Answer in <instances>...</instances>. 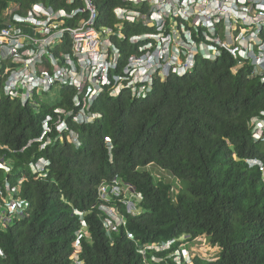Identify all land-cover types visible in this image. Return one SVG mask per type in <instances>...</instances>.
I'll list each match as a JSON object with an SVG mask.
<instances>
[{"label":"trees","instance_id":"16d2710c","mask_svg":"<svg viewBox=\"0 0 264 264\" xmlns=\"http://www.w3.org/2000/svg\"><path fill=\"white\" fill-rule=\"evenodd\" d=\"M67 1L0 0V29L10 4L22 11L34 3L68 11L82 5ZM93 3L96 28H113L112 11L122 0ZM150 31L138 22L124 27L127 37ZM112 40L124 61L136 51L127 42ZM69 50L65 36L51 51L58 56ZM236 63L223 48L212 61L198 57L184 77L155 80L145 99L128 91L115 98L104 94L92 105L101 115L93 124L66 120L79 135V147L66 135L43 150L38 143L28 144L39 137L42 120L54 108H71L73 89H58L52 103H43L36 94L26 101L13 99L0 89V164L8 169H0V250L6 256L0 264H71L81 227L74 211L84 213L89 236L80 240L84 264H143L137 246L171 239L177 241L170 250L152 253L161 262L150 264H176L167 255L181 241L191 243L203 235L219 248L218 256L212 262L195 258L193 264H264V169L245 163H264V144L253 141L248 127L264 110V84L250 77L251 65ZM40 158L49 166L38 178L30 164ZM149 165L180 180L176 202L169 194L171 185L156 183L145 170ZM115 176L142 196L138 215L117 205L125 226L102 223L98 209L99 186L112 183ZM17 198L25 199L28 209L22 216H10L6 204Z\"/></svg>","mask_w":264,"mask_h":264},{"label":"clouds","instance_id":"9594fccd","mask_svg":"<svg viewBox=\"0 0 264 264\" xmlns=\"http://www.w3.org/2000/svg\"><path fill=\"white\" fill-rule=\"evenodd\" d=\"M68 1L66 4L69 6L73 5L75 1H80L82 5L68 11L64 7L55 8L50 4L34 3L30 6V8L22 11L20 5L13 3L10 4L3 13L5 20L4 27L0 29V34L2 30L11 28L13 29L11 34L14 36V38L11 39V43H0V84L3 83L2 88L0 85V89L3 94L13 99L20 98L21 101H26L28 98L36 94L39 100L42 101L40 98L44 97L45 94L50 91H55V96L56 91L63 87L71 88L75 91V94L71 98V108H54L52 113L56 117L54 118L53 115L47 114L42 120L41 133L39 137L28 143H38L40 150L50 146L52 142L64 140V135H66L68 142L75 147H79V135L77 132L69 128L66 120L70 119L72 123L77 125L93 124L96 120L101 118V115L91 110L92 105L104 94L111 98H115L119 96L122 91H128L131 97L145 99L152 91L155 80L164 82L169 75L184 77L194 68L198 57L212 61L219 57L221 49L223 48L230 52L231 56L237 61L236 64L239 66L246 64L251 65L250 77L257 78L260 83L264 84V80L262 81V77L258 74V71L254 70V67L251 64V59L253 58L252 56L257 54V48L264 43V25H261V27L258 28L255 25L249 27L242 24L240 20L242 19L243 11L240 9V4L235 2V0H194L192 13L188 15L186 19H183L179 15L174 16L173 13H176V10L171 8L167 13L169 16L166 18V25L164 29H161V31L158 30L156 21L150 16L152 7L151 4L154 5L153 0H122V5L114 8L112 11L116 20L114 27H100L99 29L96 28L98 13L93 3L97 14L94 22V28L104 35H106L107 31L110 32L111 44H113L118 50V57L116 68L112 67L114 60L113 54L110 53L111 47H108L109 51L106 55L105 53L101 56L98 54V57L95 60L87 57L89 60V70L92 69L89 72L92 73L97 68V74L100 77L102 71L105 70L109 82L103 86L101 84L97 85L90 83L86 77L84 79H81L80 77L81 69L77 59L73 56L72 39L69 31H63L62 35L54 41L46 40L51 35H43V33L35 32V29H39L40 26L38 23L33 24L31 21L32 18L36 16L35 12L39 8L47 9L49 7L53 12V21H57L59 24L56 29L52 30L51 34L57 33L62 29L73 28L79 22L87 21L89 18V14L87 12L73 15V12L76 9L82 7L84 8L82 1L74 0L72 3H68ZM248 2L249 3H247V5L251 4L255 7L256 0H249ZM261 4H264V0ZM166 9L167 8H164V11H166ZM117 10L118 12L119 10H127L129 13L133 14L129 16L130 20H121L118 17V12L116 13ZM83 15L86 17H83ZM15 17L26 20L24 21L23 19H20L17 21ZM38 19L44 20L46 17ZM38 19L36 18L37 21ZM68 21H74L75 23L73 25H69ZM135 22L142 23V26L152 31L134 34L128 37L125 36V24H133ZM16 30H18L17 33L15 32ZM173 30L177 31V35L175 37L176 41L172 39H170L169 42L164 40L163 38H166L168 35L172 38L173 34L171 33ZM65 36H68L70 39V50L66 52L62 51L58 54V56H55L51 50L54 49ZM138 37H140V39L135 41ZM112 38L116 39V42L118 43L127 42L130 47H136V51L129 54L124 61L122 59L120 49L117 47V44L112 40ZM30 39H37L39 42L35 43ZM157 41L162 45L165 42H168L167 47H169V52L166 56L160 57L159 51L161 49H158ZM20 44L22 46H19ZM245 48H247V50H245ZM235 49L245 50L247 55L237 53V50ZM153 52L155 54V63L153 65L146 64V68L144 70L135 73L136 81L133 83V86L136 88L135 91H131L130 87H121L120 91L119 89L115 90L118 85L115 83L113 76H120L124 74V70L127 68L131 57H143V59L148 62L147 55L149 56ZM182 52H185V54ZM70 61H73L72 63L74 69H71ZM163 67L168 70V73L165 76L162 74ZM92 91H94L93 94H90ZM132 93H135L137 96ZM26 95L30 96L27 99H24ZM259 113L256 116H260ZM250 120L248 127L251 131L252 137V130L249 126ZM54 133L55 136L52 137ZM72 135L77 137L76 142H74ZM258 142H262L264 144L263 141ZM105 143L107 144L108 150H110L111 143L108 138H105ZM245 163L249 168L259 167L260 171L264 169V163L259 162L257 159H247ZM48 166L49 162L44 158H40L35 163L30 164V169L33 174H36L37 177L40 178L45 176V169ZM147 167H153L157 172L163 173L161 175L159 173L146 170L150 173L156 183H166L171 185L169 194L172 202H176L175 195L178 194L181 188L180 180L175 178L168 171L159 167H155L153 165H149ZM0 169L8 172V169H6L3 164H0ZM114 180L118 183L119 195L110 193L108 190L109 188H107L114 186ZM113 181L110 184L102 183L99 186L97 190L98 198L103 203L100 202L98 209L104 216V218H102V223H106L108 226L112 223L116 226H125L126 219L119 214L117 205H124L126 213L129 215H138L140 211L138 206L142 200V196L140 193L135 192L130 184L121 182L118 176H115ZM102 186L106 187V193L104 195L100 193V188ZM137 196H140V198ZM6 209L8 215L10 216H22L28 209V205L25 199L17 198L9 201L6 204ZM74 213L78 215L81 227L75 233L73 253L70 261L71 264H84L80 258L82 253L80 240L81 237L84 238V236H86V240H89V236L87 234V227L83 220L84 213L77 211H74ZM196 239L192 242L194 243ZM175 241L177 240L171 239L161 243L160 245L164 247L161 250H170L171 245ZM167 244L168 247H166ZM146 245L147 244H145V246ZM145 246H137V252L139 253V250ZM209 246L213 247L211 245ZM189 247L190 243L187 241H181L179 248L176 249L174 253H169L166 259L173 258V261L176 264H182L183 262L185 264H193V260L195 258L205 260L198 255L191 258L190 252H186L187 254L185 256L183 251H187ZM159 251L148 250L146 252L148 264L151 262H161L162 259L152 254L159 253ZM149 253L151 254L150 258H148ZM140 256L142 263L145 264L143 256L141 254ZM152 257H155L159 261L152 260ZM0 258L2 260L6 258L5 254L1 250Z\"/></svg>","mask_w":264,"mask_h":264},{"label":"built area","instance_id":"2783aa9c","mask_svg":"<svg viewBox=\"0 0 264 264\" xmlns=\"http://www.w3.org/2000/svg\"><path fill=\"white\" fill-rule=\"evenodd\" d=\"M74 0L68 1V3H72ZM84 8L76 9L73 12V15L77 13H88L89 18L85 22H79L76 24L73 28H67L62 29L58 31L57 33H52V30L56 29L59 24L57 21H53V12L52 9L49 7L47 9L45 8H39L35 12V17L42 18L46 17L44 20H36L35 17L32 18V22L39 24V29H35V32L43 33V35L49 34L50 37H48L46 40L54 41L55 39H58L62 35L63 31H69L70 37L72 39V46H73V56L77 59V62L80 65V77L81 79H84L85 77L88 79L90 83L94 84H101L102 86L105 84H108V78L106 75L105 70H101L102 74L99 77L97 74V68L90 73L92 69L89 70V58H93L95 60L99 54V56L105 55L108 53V47H111L110 53L113 54V64L112 67L116 68L117 66V57H118V50L115 48L113 44H111L110 40V32L107 31L106 35L101 34L99 31H97L94 28V22L96 19V11L93 5L92 0H81ZM249 0H235V2H238L240 4V9L243 11L242 13V19L240 22L242 24L247 25L249 27H252L255 25L256 27L260 28L261 25H264V4L263 0H256L255 7L251 4L247 5ZM154 5L151 4V17L156 21V24L158 26V30L161 31V29H164L166 25V18L169 16L167 14L171 8L176 10V13H173L174 16H181L183 19H186L188 15L192 13V8L194 6V0H153ZM164 8H167L166 11H164ZM118 10L116 11V13ZM133 13H129L127 10H119L118 17L121 20H130V15ZM138 16V15H137ZM17 21L23 18H17L15 17ZM24 21L26 19H23ZM264 27V26H263ZM13 29H4L1 31L0 34V43L8 44L11 43L14 38L13 34H11V31ZM16 33L18 30L15 31ZM172 38L166 36V38H163L166 41H170V39L175 40V37L177 35V31H172ZM121 38V36H120ZM135 39V38H134ZM140 37L136 38L135 41L139 40ZM34 41L35 43L39 42L37 39H30ZM44 40V39H43ZM41 41V40H40ZM158 42V41H157ZM168 42H165L163 45L158 42V49H161L159 51L160 57L166 56V54L169 52V47H167ZM19 46H22L21 44ZM157 47V46H156ZM144 49V48H142ZM237 50V49H235ZM247 50V48H245ZM242 49H238L237 53H243L244 55H247V52ZM156 51V50H155ZM185 54V52H182ZM148 57V62H146L143 57H131L129 64L127 68L124 70V74L120 76H113V79L115 83H117L118 87L115 90L120 91L121 87H130L131 91H135V87L133 86V83L136 81L135 73H138L141 70H144L146 68V64L153 65L155 63V54L154 52L150 54ZM157 57V56H156ZM251 64L254 67V70L258 71V74L262 77V81L264 80V43H262L257 48V54L252 56ZM73 62V61H72ZM71 63V69H74L73 63ZM162 74L165 76L168 73V70L164 67L162 68ZM100 71V73H101ZM70 73V72H69ZM98 78V80H97ZM96 85V86H97ZM90 91V90H88ZM94 91H92L90 94H93ZM133 95H136L135 93H132ZM137 96V95H136ZM260 116L253 117L250 120V128L252 130V138L255 142L263 141L264 142V111L259 113ZM73 136L74 142L77 141V137L75 135ZM114 186L107 187L110 193L114 195H119V187L116 180L113 181ZM126 191V190H125ZM100 193L104 195L106 193V187L102 186L100 188ZM140 198V196H137ZM168 247V244L166 245ZM164 247L160 244H147L145 247L139 250V253L144 258V263H147V257L146 252L148 250H155L159 251L163 249ZM152 260L159 261L155 257L151 258Z\"/></svg>","mask_w":264,"mask_h":264},{"label":"rangeland","instance_id":"374dc122","mask_svg":"<svg viewBox=\"0 0 264 264\" xmlns=\"http://www.w3.org/2000/svg\"><path fill=\"white\" fill-rule=\"evenodd\" d=\"M55 92V91H54ZM54 92L50 91L47 94L44 95V97H41L43 102L48 101L49 103H52L54 98ZM30 95H26L24 99H27ZM145 170L150 172H155L159 174H163L161 172H157L153 167H147ZM119 219V217H118ZM209 242L205 236H202L200 238H197L195 242L190 243L189 249L187 251H183V254L186 256V252H190L191 258L198 255L201 258L207 260V261H214L217 258V255L219 253V249L217 247H210ZM185 258V257H184ZM186 260V258H185Z\"/></svg>","mask_w":264,"mask_h":264}]
</instances>
